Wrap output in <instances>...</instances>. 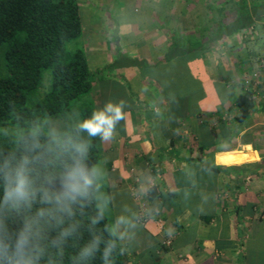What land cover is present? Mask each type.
Here are the masks:
<instances>
[{
    "label": "crops",
    "instance_id": "crops-1",
    "mask_svg": "<svg viewBox=\"0 0 264 264\" xmlns=\"http://www.w3.org/2000/svg\"><path fill=\"white\" fill-rule=\"evenodd\" d=\"M132 1L142 4L137 30L148 41L139 47L126 39L124 47L154 65L168 63L163 57L176 37V20L207 17L209 12L206 8L197 14L192 0ZM188 25L180 31L190 33ZM262 31L246 43L230 37L222 58L206 53L195 60L200 85L210 81L223 90L210 92L213 99L208 92H144L137 74L129 76L137 92L125 97V116L112 138L101 139L109 204L114 194L130 203V224L117 228L124 234L120 241L127 264H264V243H259L264 238V86L255 91L253 110L243 123L235 121L233 106L246 72L258 71L264 83V65L259 64L264 57ZM100 87L95 81V111L102 109ZM195 93L199 106L193 110ZM231 134L230 144L207 146L219 135ZM204 163L219 169L210 170ZM189 173L194 180L184 179ZM152 186L155 195L149 197Z\"/></svg>",
    "mask_w": 264,
    "mask_h": 264
},
{
    "label": "trees",
    "instance_id": "trees-1",
    "mask_svg": "<svg viewBox=\"0 0 264 264\" xmlns=\"http://www.w3.org/2000/svg\"><path fill=\"white\" fill-rule=\"evenodd\" d=\"M208 8L202 26H192L191 32L187 34H196L198 38L183 46L177 36L172 37L171 47L164 53L165 62L182 61L186 54H191L195 61L206 53H213L214 47L221 49L234 35L246 43L256 36L260 28L264 30V23L259 22L264 19V0L213 1ZM81 34L82 18L78 0H0V44L5 45L4 73L0 71V151L7 152L14 147L12 141L15 136L3 135L10 126H17L18 134L46 118L67 115L72 111L73 103L79 101L78 121L64 130L70 131L95 111L93 103H85L80 99L92 91L97 74L103 69H91L83 49L70 50L66 47L69 40ZM260 59L262 68L264 58ZM142 60L147 63L145 59ZM187 61L184 59V62ZM136 63L137 60L133 62ZM46 70L51 73L49 88L40 96L38 90ZM209 70L215 72L212 66ZM256 74L258 77H251L247 83L242 80L241 90L234 99L233 106L237 110L234 119L238 123H243L250 116L254 107V93L264 86L258 71ZM220 78L224 82L229 81L227 76ZM195 84L201 86L198 79ZM80 136L89 144V165L96 166L102 159L101 138L89 137L86 133H80ZM204 167L214 171L219 169L208 163H204ZM153 195L154 186L147 190V196ZM97 204L96 200L87 205L83 214L76 217L81 222L79 238L69 240L64 264H70V257L90 239V228L105 242L116 240L112 264H127L124 245L106 230L112 227V223L105 212L98 224H91V220L99 214ZM103 246L102 243L101 248ZM90 264H103L100 255L97 254Z\"/></svg>",
    "mask_w": 264,
    "mask_h": 264
},
{
    "label": "clouds",
    "instance_id": "clouds-1",
    "mask_svg": "<svg viewBox=\"0 0 264 264\" xmlns=\"http://www.w3.org/2000/svg\"><path fill=\"white\" fill-rule=\"evenodd\" d=\"M124 116L123 102H108L74 130L34 123L15 135L11 150L0 151V264H64L69 240L79 238L76 217L100 199L102 172L89 165V144L80 133L109 140ZM96 206L93 226L104 215V206ZM122 224L130 221L121 216L106 230L122 240L124 234L117 232ZM89 232L90 239L70 257V264H90L97 254L103 264H112L116 240L105 242L91 228Z\"/></svg>",
    "mask_w": 264,
    "mask_h": 264
},
{
    "label": "rangeland",
    "instance_id": "rangeland-1",
    "mask_svg": "<svg viewBox=\"0 0 264 264\" xmlns=\"http://www.w3.org/2000/svg\"><path fill=\"white\" fill-rule=\"evenodd\" d=\"M213 1L220 2L221 0H192L191 4L193 8H196L195 11L197 14H202L204 9H209L208 6L209 4H213ZM78 2L82 18V34L75 39L69 40L66 47L70 50L77 48L83 49L87 56L90 68L93 70L96 68L103 69L97 74V80L100 82L101 86L98 93L100 95L99 100L102 104V108L108 102L114 104L123 102L124 107L125 103H127L125 97L131 95L132 92H137L133 87V83L129 80V76L133 72L140 78L145 90L144 92H208L210 97V92H223V90L210 81H204L203 85L200 87L195 84L196 80L199 79L196 76L198 65L191 54H186L185 58L183 57L186 61L188 60L187 62H184V59H182V61L174 60L168 63L154 65L153 61H147L146 63L142 60L143 58L140 54H136L133 51L129 52L126 48L127 46L124 47V43L127 41L126 39L131 38L133 46L136 45L134 44L136 42L139 47L145 44L143 42L148 41V38L145 41H142L141 38L143 35L138 33L137 30V26L140 25L138 22L140 15L143 13L140 7L142 4L140 2L136 3L132 0H78ZM205 18L206 16L200 15L188 19L180 18V23L176 20V36L180 44H185L188 40H195L198 38V35L196 34L192 35L191 38H188L190 37L188 36L189 34L181 32L180 29L189 26L188 24H190L191 27L194 25L202 26ZM152 21L154 22L153 19ZM115 24L116 27H114ZM235 36V39H238L239 41V37L237 35ZM113 49H115V52L112 51ZM4 50L5 45L0 44V71L3 73ZM100 50H102V53H100ZM90 51H93L92 54L97 55L92 57ZM223 51V48L219 49L218 47H214V52L211 54L209 53L208 56L209 58H213L214 56L219 55L222 58L224 55L221 54V52ZM106 52L107 54L105 55ZM262 58L264 57H261V59ZM134 60H137L136 64H133V62H135ZM109 63L111 65L108 68H104ZM254 73H257V71L246 72L243 76L246 83L251 77H258L255 76ZM50 77V71L46 70L44 72L41 87L38 90L40 96L48 90ZM194 79L196 80L194 81ZM94 90L95 89L81 97L80 101L83 100L85 103L94 104V94L97 92ZM199 97L198 93H195L192 97L193 110L199 106ZM210 99H213V96ZM79 103V101H75L73 103L72 111L67 115L58 118H46L45 121H47L48 125L51 127L63 131L68 129L79 119ZM18 131L19 128L17 126H10L4 131L5 134L3 135L13 137ZM233 136L234 134H231L229 138H225L224 136L222 137V135H219L213 142L210 141V144H207V146L210 145L209 147L212 148V144H214V147H217L220 143L230 144V142L233 141ZM103 164L102 155V159L96 164V167L102 172L99 192L100 199L97 200V202L104 206V212L109 217L113 227L116 226L118 220L115 215L118 216L117 213H121L123 217L128 218L131 208L127 198L118 194L113 195V203L112 205L109 204V195L107 192V184L104 179ZM186 177L187 178L184 179L194 180L191 173L187 174ZM183 191H181L179 195H185ZM180 200L183 201V204H189V201L185 200V198ZM124 225L125 224H122L121 226ZM128 233V235H130V232ZM259 243H264V238H261Z\"/></svg>",
    "mask_w": 264,
    "mask_h": 264
},
{
    "label": "built area",
    "instance_id": "built-area-1",
    "mask_svg": "<svg viewBox=\"0 0 264 264\" xmlns=\"http://www.w3.org/2000/svg\"><path fill=\"white\" fill-rule=\"evenodd\" d=\"M254 75L256 76L257 74L254 73ZM139 219H141V220L143 219V215H142V213H141V214L139 213Z\"/></svg>",
    "mask_w": 264,
    "mask_h": 264
},
{
    "label": "bare ground",
    "instance_id": "bare-ground-1",
    "mask_svg": "<svg viewBox=\"0 0 264 264\" xmlns=\"http://www.w3.org/2000/svg\"><path fill=\"white\" fill-rule=\"evenodd\" d=\"M235 156V155H234Z\"/></svg>",
    "mask_w": 264,
    "mask_h": 264
}]
</instances>
